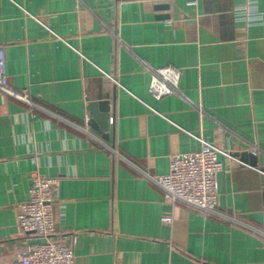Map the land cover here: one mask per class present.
Masks as SVG:
<instances>
[{
  "label": "crops",
  "instance_id": "1",
  "mask_svg": "<svg viewBox=\"0 0 264 264\" xmlns=\"http://www.w3.org/2000/svg\"><path fill=\"white\" fill-rule=\"evenodd\" d=\"M0 43L29 95L0 91V264L39 240L16 218L35 175L56 181L75 264H264V0H0ZM165 65L181 95L156 99L147 67ZM104 99L107 140L88 125ZM190 133L247 153L224 161L216 212L164 203L151 179L199 147Z\"/></svg>",
  "mask_w": 264,
  "mask_h": 264
},
{
  "label": "built area",
  "instance_id": "2",
  "mask_svg": "<svg viewBox=\"0 0 264 264\" xmlns=\"http://www.w3.org/2000/svg\"><path fill=\"white\" fill-rule=\"evenodd\" d=\"M249 9V8H246ZM254 15L249 17L254 21ZM5 50L0 43V91L25 102L29 101L26 89H14L7 80L5 71ZM150 74L148 92L156 99L170 94L181 95L179 79L181 69L175 65L147 67ZM104 74L119 84L114 76ZM109 122H112L110 116ZM199 142L197 149L175 152L169 155V170L164 175L151 179L163 191L164 203L180 201L205 212H216L217 178L224 168V161L230 167L245 163L232 152L223 149L200 135L190 133ZM256 154V151H252ZM55 179L35 175L28 190V199L17 205V225L27 234L35 235L39 240L27 244L14 258L12 264H75L73 248L65 243V235L58 230L53 218ZM161 221L171 224L170 215L161 217ZM261 235L264 238V209L262 214Z\"/></svg>",
  "mask_w": 264,
  "mask_h": 264
},
{
  "label": "water",
  "instance_id": "3",
  "mask_svg": "<svg viewBox=\"0 0 264 264\" xmlns=\"http://www.w3.org/2000/svg\"><path fill=\"white\" fill-rule=\"evenodd\" d=\"M89 112V120L88 125L91 127L97 134H99L102 138L108 139V116H109V100H94L90 101L87 105ZM247 153H241L240 158L245 159ZM251 163L253 165L256 164V158L253 157ZM262 172L261 178L264 184V166L260 168Z\"/></svg>",
  "mask_w": 264,
  "mask_h": 264
}]
</instances>
